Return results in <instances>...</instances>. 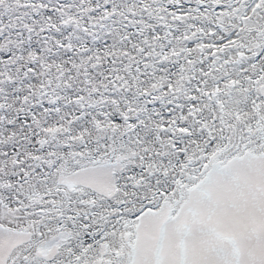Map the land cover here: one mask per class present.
<instances>
[{
    "label": "snow or ice",
    "instance_id": "6c2138e0",
    "mask_svg": "<svg viewBox=\"0 0 264 264\" xmlns=\"http://www.w3.org/2000/svg\"><path fill=\"white\" fill-rule=\"evenodd\" d=\"M0 264H264V0H0Z\"/></svg>",
    "mask_w": 264,
    "mask_h": 264
}]
</instances>
